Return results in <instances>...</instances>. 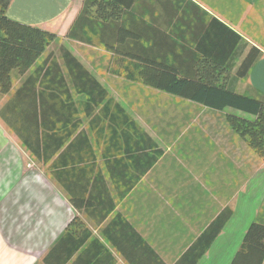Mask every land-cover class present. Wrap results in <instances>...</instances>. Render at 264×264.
Returning a JSON list of instances; mask_svg holds the SVG:
<instances>
[{"label":"crops","instance_id":"1","mask_svg":"<svg viewBox=\"0 0 264 264\" xmlns=\"http://www.w3.org/2000/svg\"><path fill=\"white\" fill-rule=\"evenodd\" d=\"M7 15L56 39L0 94V264H176L226 208L198 264H231L264 222V160L227 120L242 113L127 76L195 75L226 27L242 39L223 81L264 99V0H13Z\"/></svg>","mask_w":264,"mask_h":264},{"label":"trees","instance_id":"2","mask_svg":"<svg viewBox=\"0 0 264 264\" xmlns=\"http://www.w3.org/2000/svg\"><path fill=\"white\" fill-rule=\"evenodd\" d=\"M13 0H0V94H8L13 88L12 72L26 73L42 56L56 35L41 28L10 19L7 15ZM86 6L68 33L69 38H79L78 26L87 14ZM230 33L229 45H213L205 48V59L198 61L195 75H177L168 65L161 67L160 74H149V63L140 66L138 73L128 75L133 81L165 91L169 94L197 102L211 109L227 108L242 114L229 113L227 120L235 133L264 160V99L240 95L227 88L225 72H229V55L233 56L241 37ZM109 47L108 44H106ZM261 51L252 47L241 63L237 77L245 78L259 58ZM224 55L225 58H222ZM228 60V61H227ZM77 66H81L75 59ZM228 62V65H227ZM157 71V70H156ZM227 76V75H226ZM233 216L231 208L224 209L208 226L176 264H198L213 242L221 234ZM231 264H264V222L256 220L245 232L242 245Z\"/></svg>","mask_w":264,"mask_h":264}]
</instances>
